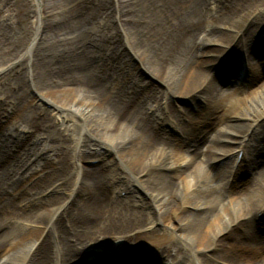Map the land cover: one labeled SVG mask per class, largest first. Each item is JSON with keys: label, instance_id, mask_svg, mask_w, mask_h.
Wrapping results in <instances>:
<instances>
[{"label": "bare ground", "instance_id": "6f19581e", "mask_svg": "<svg viewBox=\"0 0 264 264\" xmlns=\"http://www.w3.org/2000/svg\"><path fill=\"white\" fill-rule=\"evenodd\" d=\"M30 1L35 19L29 29H21L16 36H11L16 38L14 42L8 35L13 15H7L3 21L0 19V72L8 70L7 76L17 75L14 89L21 85V72L17 69L25 67L22 73L30 75L31 86L46 98L66 103L54 104L51 110L54 120L62 118L63 121L77 115L76 123L88 133V138L70 135L73 167L66 166L68 154H58L63 162L53 170L57 173L53 177L65 180L69 176L83 193L67 214L73 223L78 222L80 216L90 214L92 217L106 216L108 223L104 229L97 224L88 225L90 223L72 233L65 229L62 220L65 212H58L63 206V202L59 204V196L38 199L40 190L55 180L50 181L46 176L26 186L27 173L20 175L19 172L33 157L39 159L47 146L33 151L31 156L27 153L29 150L25 151L27 156L21 167H17L18 161L17 166L8 164L12 161L5 160L3 151L11 152L10 144H21L19 140L23 139L21 133L9 131L5 138H0V253L10 244L17 247L10 256L0 260V264H27V243L30 248L37 243L30 264H75L77 259L71 261L80 255L85 256L82 261L87 256H96L95 251H90L91 242L87 241L94 233L105 231L107 243L114 239L116 246L123 247L131 238L123 239L118 233L144 227L149 229L141 234L142 238H152L151 242L157 247L174 249V252L168 250L169 264H217L220 260L225 264H264V225H261L264 222L257 219V214L264 219V15L255 13L264 9V3L254 7L246 0H111L113 5L110 0ZM215 2L214 7L211 3ZM103 14L105 18L111 14L115 28L99 20ZM98 21L101 34L95 28ZM19 35L21 40L25 35L28 37L18 44ZM126 46L146 71L163 83L164 89L177 95H190L191 102L195 101L194 107L187 110L190 112L189 125L180 124L188 115L182 111L177 114L173 106H167V113L174 117L172 120L189 135L188 141L172 142L164 135L166 130L162 125L172 122L161 116L162 110L160 112L156 104L165 92L159 94V91L143 87L139 95V90L128 94L131 88L113 69L114 64L123 61L119 48ZM241 46L245 47V54L237 52ZM20 53L24 60L18 67L13 62ZM243 55H246L250 72L257 58H260L263 71L258 70L257 74L252 71L247 86L241 77L231 78L238 71L240 76L244 73ZM216 66L224 73V85L215 83V74L209 72ZM133 82L138 89L145 84L137 78ZM258 83H261L259 88L248 94L247 88ZM16 94L15 98L25 111V94ZM31 113L34 112L31 110ZM24 118L28 119L26 114ZM28 122L27 127L33 132L41 128L39 123H45V119L39 117L34 123ZM221 122L225 123V128L213 133L212 129ZM237 126L241 127L238 130L241 139L237 140L235 149L246 150L245 138L251 134V139L260 140L252 149L255 158L246 164L244 153L239 160L236 153L221 161L222 168H216L213 175L204 171L205 163L218 161L227 153V142L236 138L233 135L238 133ZM259 129L263 133L255 137ZM106 148L115 151L127 164L132 180L120 177L118 167L111 169L112 176L99 166L80 168L79 162L86 154L93 155L91 159L101 158ZM243 163L249 175L241 188L233 193L221 192L215 179L234 180L242 172ZM140 174L145 177H139ZM136 184L146 187L147 199L141 196L134 199L132 205L123 206L122 201L127 196L113 197L116 191L136 190ZM54 188L63 189L62 183ZM73 191L74 187L67 197L73 198ZM27 193L31 200L40 201L41 209L29 204L24 209L18 208ZM178 198H181L180 204L176 201ZM186 203L193 210L177 214V208ZM54 204H58L57 208L50 209ZM136 205L145 209H136ZM167 219H173L175 225L166 227L161 223ZM10 221L21 223L25 232H18ZM158 222L161 224L159 231L164 229L166 233L153 230ZM33 223L37 226L30 227ZM228 236L242 245L219 247L223 243L221 240ZM136 241L138 244L139 239ZM204 248L215 251L210 257L216 263L198 254L199 249ZM84 252H88L87 256ZM117 258L110 259V264H116ZM129 259L133 256L124 258Z\"/></svg>", "mask_w": 264, "mask_h": 264}, {"label": "rangeland", "instance_id": "374dc122", "mask_svg": "<svg viewBox=\"0 0 264 264\" xmlns=\"http://www.w3.org/2000/svg\"><path fill=\"white\" fill-rule=\"evenodd\" d=\"M251 6H257L260 3H264V0H246ZM110 5H113V1L110 0ZM215 4H217V2L215 3H211L212 6H216ZM92 6H97L95 4H91ZM22 8V9H21ZM33 4L30 0H0V15L4 16L0 19L3 21V19L7 16V15H13V21H11L12 23L9 24L8 27V35L11 36H16L17 32H19V30L21 29H29L30 25H32V21L35 19V16L33 14ZM264 8V7H263ZM255 13L257 14V16H262L264 15V9L261 10H256ZM39 14V13H38ZM112 14V13H111ZM109 15H107V17L105 18V15L103 14L102 17L99 18V20L101 22H104L105 24H111V26L113 28H115V20L113 19V17ZM41 14L38 15V17H40ZM235 16V15H234ZM233 16V17H234ZM5 20V19H4ZM100 21H98V25L95 26V28L97 30H99V34L102 33L101 31V23ZM6 22V21H5ZM8 23V22H6ZM100 23V24H99ZM259 30H262L259 28ZM262 32H264V30H262ZM12 34V35H11ZM264 35V33H263ZM9 37V38H10ZM28 37V35H25V37L17 38V43L21 44L20 42L23 43V41H25V39ZM12 38V37H11ZM12 42H14L16 40V38H12ZM8 41V40H7ZM6 41V42H7ZM214 46L217 47L216 44H213ZM1 47V45H0ZM119 52L122 55V59L123 61H119V63L117 62L116 64H114L113 69L115 70V74L119 77V79H123L126 83L127 86H129V88H131V90H128V94L132 95V92H138V95L141 94L142 91H144V89H152L155 91H159L158 93L161 94L163 91L165 92V95H161L163 96L162 98H158V103L156 104L157 106H160V112H161V116H165L166 118H168V120H170L172 123H165L162 125V127L164 128V130H166V133L164 135H167L170 140L173 142H182V140H187L188 136L186 134V132H184V128L181 129L180 125L177 124V122L174 119V117L172 115H169L167 113V106H173V108L175 109L177 114H180L181 111L183 113H185L186 115H188L184 120H181L180 124L182 125H189V113L187 110L188 109H192V107H194V105L191 102L190 99V95H177L174 94L172 92H168V90H166V88L164 89L163 83H161V81L157 80L155 77H153L151 75V73L149 71H146V69L143 67V65L141 64L140 60H138V58H136V56L132 53V51L130 50V48H119ZM245 47L242 48L241 46V50L240 47H238L237 52L240 53H246L245 52ZM119 54V53H118ZM244 56V61H245V66L243 69L242 75L240 76V72H236L237 74L231 78H233L234 80L238 79V77H241V80L243 82L246 83V86L248 84V79L251 78L252 73L256 72L258 70L262 71V65L261 62L259 61L260 58H257V60H255V62L253 63L251 69L252 71H249V65L248 62L246 60V55ZM263 56V55H262ZM120 58V59H121ZM24 58H22V54L20 53V56L15 59V62H13V64H16L18 67L21 65V62H23ZM13 61V60H12ZM220 61V60H219ZM218 61V62H219ZM221 63V62H219ZM12 64V65H13ZM125 66V67H124ZM230 66V64H229ZM11 66L6 67L7 69H9ZM124 67V69H122ZM218 67V68H217ZM224 67V65H223ZM227 69V68H226ZM18 71H20V86H18L16 88V86L13 89V82L16 81V74L12 73L9 74L7 76V74L9 73L8 70H3L2 72H0V104L2 105V108H0V138H5V136L7 135L6 133L9 131H15L16 133H21L23 136H21L23 139L20 138L19 142H22L21 144L19 143H13L10 144L12 147L11 148V152H4L2 156L5 158H10V160L12 161V163H8V164H13L14 166H17L16 163L17 161L19 162L17 167H21V165L24 163H22L23 158H26L25 154L26 152L29 154V156H31V154L33 153V151L36 150H40V148H42V146H47L45 152H43V154L39 155V159H34V157L32 159H30L28 161V163L26 164V166H24L19 172L20 175H25V173H27L25 176L26 178H28L27 180V184L26 186H30L32 183L34 184L35 182H39L40 179H44L46 176H48V178L50 179V181H53V179L55 181H53L54 183L50 182L49 185H47V187L43 188L42 190H40L41 194H39L38 199H45L50 195H58L60 198V203L61 204L63 202V206L60 207L58 209V212H65L63 214V227L65 229H67L68 231L70 230V233L77 231L78 227L82 228L88 225H100L103 226L101 228H105L104 226L108 223V219L106 216L104 217H92L90 215L86 216V215H82V217L80 216L78 218V222L75 221V223H73L72 219H69V217L67 216L68 213H70L72 211L71 208L74 207L75 202L77 203V200L79 198H82L83 193L80 192L77 189L78 185H74V182H72L71 179H69V176H67L65 178V180H58V177H53L54 175H56L57 173L53 170H55L58 166L61 165V161L59 159L58 154H68V157L66 159V166L67 168L72 169L73 167V163L72 160L70 159V154H71V137L72 136H77L78 134H80L81 138H88V133L84 130L80 128V125H78L76 123V120L79 119L77 117V115H74L75 118H64L62 121V118H59L54 120V114L52 115L53 112H51V110L54 107V104L62 106L64 104H66L64 101L62 102H57L53 99H51L50 97L44 96V93H40L38 92L35 87L30 83V75H25V73H22L23 70H26L25 67H21L20 69H17ZM5 72V73H4ZM209 72L211 74H215V83L218 82L220 84L224 83L223 81V74L222 70H220V66H216V68H211L209 69ZM263 72V71H262ZM257 74V72H256ZM6 76V77H5ZM26 76V77H25ZM132 76V77H131ZM2 77V78H1ZM137 78L139 80H142V82H145L144 86L142 85V87H140V89L135 88V86L132 85L133 79ZM261 83H258L257 85H253L252 87H246L247 90H249L248 94L251 93V91L256 90L257 88H259V85ZM30 85V86H29ZM10 86V89H9ZM144 87V89H143ZM137 90V91H136ZM18 92H22L25 94V103H27V108L25 111H22V107L20 106V104L22 103H18V100L15 98L17 95L16 93ZM20 101V100H19ZM136 105H138V103H136ZM62 108V107H61ZM34 112L33 114L31 113V110ZM159 112V113H160ZM188 113V114H187ZM25 114L27 115L28 119L24 118ZM37 114V117H35L34 115ZM39 117L41 119H45V123H39L40 125V129L37 131H33L30 132L28 127L29 126L27 124L28 121L33 122L35 121V119H39ZM183 119V118H181ZM26 121V122H25ZM163 122V121H162ZM29 123V122H28ZM71 125V126H70ZM221 128H225V123L221 122L217 128L212 129L213 133H215L218 130H221ZM241 127L237 126L235 127V131L238 132V130H240ZM24 130V131H23ZM22 131V132H21ZM211 132V133H212ZM257 132V130H256ZM259 133V135H262L263 131H261L259 129V131L256 133L255 137H258L257 134ZM196 134H198V132H196ZM237 135H233L234 140L232 141H228L227 145H228V150L226 151V154H223L222 158H219L218 161H212L210 162V164L205 163L204 165V171L208 170L209 173H211V175H213V173L215 172V169L217 168V170H220L222 167V162L223 160H228L230 159V157H233V155H236V153L240 152V155L238 156V160L241 156V153H244V161L246 164H248V162H250V159L255 158V151H253L252 149L254 147H256L257 143L260 142V140L257 138L255 140L251 139L250 136H252V134L250 136H248V138H245L246 144L248 145L247 148H245L246 150L243 151H239V149H235V147L237 146V140L241 139V133L238 132L236 133ZM250 137V138H249ZM19 139V137H18ZM251 139V141L249 140ZM262 139V138H261ZM95 140V139H94ZM248 141V142H247ZM250 141V142H249ZM101 141H97L94 143H99ZM24 143V144H23ZM19 144V145H18ZM250 144V146H249ZM30 147V148H29ZM89 147V146H87ZM32 148V149H31ZM90 148V147H89ZM85 147H82V150H84ZM107 150L102 152L105 153L101 158H95V159H91L93 155H89L86 154L85 155V159H83V161L79 162L80 163V168L81 167H95V166H99L100 168H102V170L106 173L109 174L110 176H112V172L111 169L113 167H118L119 168V172H121L119 175L120 177H124L127 179H131L132 177L130 174V169L127 166V164H125V162L123 163V161L121 160L120 157H118V155L116 154L115 151H112L108 148H106ZM87 150V148H86ZM90 150V149H88ZM94 150V149H93ZM26 151V152H25ZM221 152V151H219ZM23 156V157H22ZM46 156V157H43ZM13 158V160H12ZM9 160V161H10ZM24 161V160H23ZM244 168L245 169V173H244ZM242 168L240 169V171H242L240 173V175L235 178L234 180H229L226 182L225 179H221L216 178L214 182H216V185L219 187V190L221 192H230L233 193L235 190L240 189L243 180L249 175V171L247 170V167L244 165V163L242 164ZM52 172V173H51ZM56 173V174H55ZM104 173V175H105ZM57 176V175H56ZM139 177H145L144 175L140 174L138 175ZM114 177V176H113ZM56 178V179H55ZM109 178V177H108ZM227 179V178H226ZM109 180H111L109 178ZM71 181V182H70ZM58 183H62L63 189H57L55 190L54 186H57ZM64 184V185H63ZM137 185V184H136ZM138 188L132 191H124L121 190L119 191V193L116 191V193H113V197L116 198H126V200L122 201L123 202V206H127V204L132 205L133 200L136 198H140L141 196L146 197L145 199L148 198L147 195V189L146 187L144 188V186L142 185H137ZM74 187V191H73V198L74 200H72V197H67L68 196V192L72 190V188ZM11 190V192L13 189L9 188V191ZM39 190V189H38ZM138 191V192H137ZM15 192L17 193V191L15 190ZM15 194V193H14ZM30 193H27L24 195V200H20V205L18 206L19 209H24V207H28L29 206H33L36 207V209H41L42 205L40 203V201L38 200H31V198L28 197ZM13 194H11L10 196L12 197ZM75 196V197H74ZM135 196V197H133ZM28 197V199H27ZM72 198V199H71ZM81 200V199H80ZM79 201V200H78ZM177 203L180 204L181 202V198H178ZM58 205V204H57ZM57 205H50L49 208H57ZM71 207V208H70ZM135 208L139 209V210H144L145 208L143 206H139L136 205ZM67 209V210H66ZM186 210H193V208L186 204H181L177 210L176 213H181L183 211ZM75 211V210H73ZM67 212V213H66ZM175 213V214H176ZM259 221L260 222H264V219L259 216L257 214ZM68 217V218H67ZM84 217V218H83ZM86 217V218H85ZM174 217V216H173ZM99 218V219H98ZM169 220V221H168ZM20 221V219H19ZM13 225H15V227L17 228V231L19 232H25L26 228L24 229V227L22 226L21 223L16 224L13 223ZM90 223V224H88ZM161 223L163 225H165L166 227L170 226V225H175V221H173V219H167L166 222H164L163 220H161ZM88 224V225H87ZM37 226L35 223H33V225L31 224L30 227H34ZM261 225H264V223H262ZM82 226V227H81ZM28 227V228H30ZM171 227V226H170ZM27 228V229H28ZM161 228V224L157 225H153V230L157 231V232H164L166 233L167 230L161 229L159 231V229ZM102 229V230H103ZM149 229V228H148ZM147 229V230H148ZM168 229V228H167ZM146 228H142V229H135V230H129L128 232H120L118 233L119 236H122L121 238L123 239H128L131 238L130 241L123 245V247H119L116 246V242L113 239H110L109 242L107 243L106 240H104L105 236L107 233H105V231H98L97 233H94V237L91 236V239L87 240L90 241L91 243H89L91 246L90 248L92 250L90 251H95V255H90L87 256L88 252H84L86 253V258L83 259V261H85L83 264H91L94 261H97L99 264H110V259H115L117 258L116 256V251L118 252V258L119 259L116 264H169L170 262V256L168 257V250L170 248H166L163 246H156L151 242L150 237H148L147 240H145V238L141 236L144 235V232L147 231ZM163 230V231H162ZM148 232V231H147ZM117 234V235H118ZM96 235V236H95ZM44 236V235H43ZM131 236V237H129ZM99 237V240H96L95 238ZM232 236H228L227 238L222 239L221 241L223 242L221 246L219 247H227V246H237L240 243L234 242V240L231 238ZM139 239V243L137 244V241ZM52 241V240H51ZM143 242H146L148 244H143ZM55 243H57L58 246V242L56 241ZM37 244V243H36ZM35 245L31 246V248L29 247L30 243H27L25 246L29 251V255L26 257V263L30 264L31 262H33V254H32V250L35 248ZM95 244V246H94ZM86 245V244H85ZM128 245V246H127ZM242 245V242L241 244ZM50 247V245H48ZM17 246H13L10 244V246L4 248L3 250H1L0 253V260L6 259L8 256L11 255L13 249H15ZM30 249H29V248ZM129 250H128V249ZM205 249V248H204ZM171 251H173L172 249H170ZM174 252V251H173ZM215 251H213V249L208 248L205 250H200L198 251V254L200 256H202L203 258L213 261L212 258L210 257L212 254H214ZM259 255V254H258ZM51 256H54V253L51 252ZM133 259H129L128 260H124V258H129L132 257ZM85 256L80 255V257H75L74 260H72L71 262H75V260L77 259L75 264H82V258H84ZM15 261V260H14ZM16 262V261H15ZM80 262V263H79ZM215 262V261H213ZM216 263V262H215ZM52 264V263H51ZM217 264H225L223 261H219V263L217 262Z\"/></svg>", "mask_w": 264, "mask_h": 264}]
</instances>
